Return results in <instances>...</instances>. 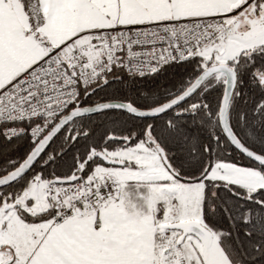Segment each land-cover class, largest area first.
Returning a JSON list of instances; mask_svg holds the SVG:
<instances>
[{"label": "snow or ice", "instance_id": "6c2138e0", "mask_svg": "<svg viewBox=\"0 0 264 264\" xmlns=\"http://www.w3.org/2000/svg\"><path fill=\"white\" fill-rule=\"evenodd\" d=\"M0 264H264V0H0Z\"/></svg>", "mask_w": 264, "mask_h": 264}]
</instances>
